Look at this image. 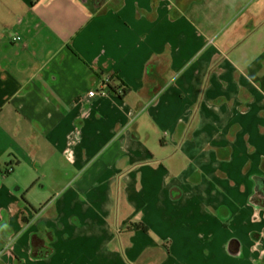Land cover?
I'll use <instances>...</instances> for the list:
<instances>
[{"label":"crops","instance_id":"0c3cea01","mask_svg":"<svg viewBox=\"0 0 264 264\" xmlns=\"http://www.w3.org/2000/svg\"><path fill=\"white\" fill-rule=\"evenodd\" d=\"M239 2L0 0V264H264V0Z\"/></svg>","mask_w":264,"mask_h":264},{"label":"rangeland","instance_id":"374dc122","mask_svg":"<svg viewBox=\"0 0 264 264\" xmlns=\"http://www.w3.org/2000/svg\"><path fill=\"white\" fill-rule=\"evenodd\" d=\"M239 1L240 0H191L189 9L190 10L193 9L196 17L200 21H201V19H205V21L208 22V20L210 18L214 17L218 13V11L223 7L231 8L233 6V8H231V10H233V11L236 10L238 7H241L242 4ZM97 2H99V1H97ZM88 4L92 5L93 3L91 1ZM22 29L13 30V33H15V35L19 34L20 36H22ZM261 165L264 169V157L262 159ZM262 192H263V190L259 189L257 194L255 195V197H257L258 201L260 202V203L258 202L259 204L256 207L257 209H261V207L264 208V192L263 193ZM254 217L256 219H259V221H261V218L257 214ZM125 231H126V229H125ZM255 235L257 237L262 238V240H259L258 245H259V247L262 248V251L264 253V228L261 231L256 232ZM144 263L147 264V262H143V263L131 262V264H144ZM127 264H129V263H127ZM148 264H154V263H148Z\"/></svg>","mask_w":264,"mask_h":264},{"label":"trees","instance_id":"16d2710c","mask_svg":"<svg viewBox=\"0 0 264 264\" xmlns=\"http://www.w3.org/2000/svg\"><path fill=\"white\" fill-rule=\"evenodd\" d=\"M149 64H150V62H149ZM111 88V87H110ZM115 91V90H114ZM123 91H126L125 89L123 90ZM263 178L262 177H256V180L257 181H261ZM139 228H143L144 230H146V227L144 226V225H139L138 223H131V224H129V226H127L126 227V231H128V230H135V229H139ZM33 239H34V236H33ZM120 250H121V253H122V255H123V257H124V259H125V261H126V263H129V264H131V261L125 256V253H124V250H123V247L121 246L120 247ZM51 252V248H50V251L48 252V253H50ZM35 256H39L40 255V253H38V252H36L35 251V249L33 248V252H32ZM45 254V253H44ZM47 254V253H46Z\"/></svg>","mask_w":264,"mask_h":264},{"label":"built area","instance_id":"2783aa9c","mask_svg":"<svg viewBox=\"0 0 264 264\" xmlns=\"http://www.w3.org/2000/svg\"><path fill=\"white\" fill-rule=\"evenodd\" d=\"M16 39H20V36H16ZM95 91L94 90H90L89 91V95H94Z\"/></svg>","mask_w":264,"mask_h":264},{"label":"flooded vegetation","instance_id":"af4514ba","mask_svg":"<svg viewBox=\"0 0 264 264\" xmlns=\"http://www.w3.org/2000/svg\"><path fill=\"white\" fill-rule=\"evenodd\" d=\"M259 189L264 190V181L262 182V184H260V188Z\"/></svg>","mask_w":264,"mask_h":264}]
</instances>
